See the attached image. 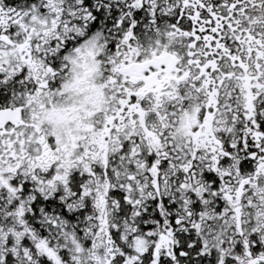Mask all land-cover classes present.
Segmentation results:
<instances>
[{
    "label": "snow or ice",
    "instance_id": "obj_1",
    "mask_svg": "<svg viewBox=\"0 0 264 264\" xmlns=\"http://www.w3.org/2000/svg\"><path fill=\"white\" fill-rule=\"evenodd\" d=\"M0 264H264V0H0Z\"/></svg>",
    "mask_w": 264,
    "mask_h": 264
}]
</instances>
